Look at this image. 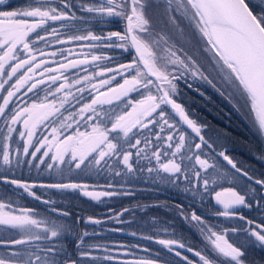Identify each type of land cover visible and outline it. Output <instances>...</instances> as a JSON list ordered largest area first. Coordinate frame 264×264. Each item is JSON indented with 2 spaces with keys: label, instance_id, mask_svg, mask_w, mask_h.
<instances>
[{
  "label": "snow or ice",
  "instance_id": "obj_1",
  "mask_svg": "<svg viewBox=\"0 0 264 264\" xmlns=\"http://www.w3.org/2000/svg\"><path fill=\"white\" fill-rule=\"evenodd\" d=\"M186 31L194 46L173 38ZM189 80L247 119L264 161V0H0V183L12 186L0 195V264H264V172L177 102ZM161 186L187 201L174 211L192 236L156 216L137 222L166 202L73 219L52 198L102 204Z\"/></svg>",
  "mask_w": 264,
  "mask_h": 264
},
{
  "label": "trees",
  "instance_id": "obj_2",
  "mask_svg": "<svg viewBox=\"0 0 264 264\" xmlns=\"http://www.w3.org/2000/svg\"><path fill=\"white\" fill-rule=\"evenodd\" d=\"M176 38V36H174ZM179 39V38H178ZM178 39L176 42L179 44ZM116 55L120 59H124L126 54L120 55L119 51ZM182 89L180 97L185 101L184 105L186 110L190 112L192 118L196 119L200 124L204 125L203 131L207 136L213 139L219 138V143L223 149H227V154L239 161L241 166H247L250 169L257 172H264V161L256 158L253 148L260 149V141L251 128L247 119L214 90L211 86L201 81L189 80L187 83L181 81ZM192 84V87H188V84ZM203 93V95H201ZM119 179V178H118ZM139 189L144 188L143 181L136 184ZM147 192L137 190L134 198L119 197L116 200L110 201L102 209L97 208V204L93 201H86L78 196L76 193L71 194V203L73 206V219L76 215L81 216H96L104 217L108 215L107 210L112 208L116 211H120L125 207H133L136 203L144 204L149 203L147 201ZM136 198V199H135ZM169 202H167L168 204ZM179 203L186 204L187 201L179 193ZM81 205V206H80ZM170 205V203L168 204ZM82 209V210H81ZM152 216L157 215L161 220L172 221L177 231H184L186 236H192V234L186 231V225L179 216L175 215V211L169 207V210L158 211V209H151ZM198 211H200L198 209ZM247 212V210H243ZM126 216L128 214H125ZM136 219L138 222L144 221V213L137 212ZM113 227L129 228V225H112ZM89 228L94 226L89 225ZM135 227V226H131ZM116 239L121 241L131 240L129 237H125L119 233L114 234ZM194 239H198L193 237ZM153 248H159L158 245H152ZM254 255H261L257 250Z\"/></svg>",
  "mask_w": 264,
  "mask_h": 264
},
{
  "label": "flooded vegetation",
  "instance_id": "obj_3",
  "mask_svg": "<svg viewBox=\"0 0 264 264\" xmlns=\"http://www.w3.org/2000/svg\"><path fill=\"white\" fill-rule=\"evenodd\" d=\"M26 0H9V3L11 5L12 8H15L17 6H21L23 4H25ZM109 27L112 29V30H117L119 27H122L120 25H109ZM119 50H117L118 52ZM182 82H180L179 84V94L177 95L176 97V100L178 103H181V105L185 108V110L187 109V107H185L184 103L185 101L183 100L182 97H180V94H182L180 92V90L182 89V85H181ZM189 114L190 112L188 110H186ZM190 117L192 118V115L190 114ZM19 178H23V179H32L36 176V173L35 172H32L31 175H28L27 172L24 173V175L21 177L20 174L18 173L17 174ZM41 180L45 181V182H50L49 180V177L47 176H43V177H40ZM138 180H132L130 181V183L132 184H137ZM145 185V184H144ZM146 187V185L144 186V188ZM151 187H156L155 185H151ZM19 191V190H18ZM38 192H41L42 190H39L37 189ZM147 192V201H149V203H157V202H169L170 205H168L169 207H171V209L174 211L175 210V205L177 203H179V193L174 191L173 189H171L170 187H163L161 186L160 188V191L158 192H151V191H146ZM4 193H7L9 195L12 194V186H9V185H5L3 183H0V195H3ZM71 192L65 194V196L61 197L58 193L57 194H54L53 195V199H56L58 204L57 206L58 207H61V208H68L70 209L71 211H73V207H79V206H73L72 203H71ZM77 194V193H76ZM78 195V194H77ZM79 196V195H78ZM82 199L86 200V201H89V199L85 198V197H82L80 196ZM135 197V196H134ZM134 197H130V198H134ZM116 198H119V197H113L111 198L110 200L108 198H104L105 200H108L107 203H109L110 201H113V200H116ZM136 199V198H135ZM91 201V200H90ZM24 202L27 203L29 206H32V204H34L35 202L31 201V198L30 197H26V194H25V199H24ZM94 202V201H93ZM95 204H97L96 202H94ZM107 203H102V204H97V208L100 207V209H102L104 207V205H106ZM168 203V204H169ZM81 206V205H80ZM41 207H43L41 205ZM82 210V209H81ZM158 211H165V209L161 208V209H158ZM152 216V211L151 209H149V213L148 215H145L144 214V221L145 220H149L150 217ZM157 216V215H155ZM86 217V216H85ZM137 220V219H136ZM138 222V221H137ZM135 226V225H133ZM131 238V237H129ZM132 239V238H131Z\"/></svg>",
  "mask_w": 264,
  "mask_h": 264
},
{
  "label": "rangeland",
  "instance_id": "obj_4",
  "mask_svg": "<svg viewBox=\"0 0 264 264\" xmlns=\"http://www.w3.org/2000/svg\"><path fill=\"white\" fill-rule=\"evenodd\" d=\"M157 27H158V29L161 30L162 32H165V33L171 35L169 29L166 28V27L164 26L163 23L158 24ZM173 38H174L175 40H176V38H177V39L179 38V39H178L179 44H184L186 47L194 46L195 43H196V38H194V37L191 35V32H190V31H186L185 36L183 37V39H181V38L178 37V36H176V38H175V37H173Z\"/></svg>",
  "mask_w": 264,
  "mask_h": 264
}]
</instances>
